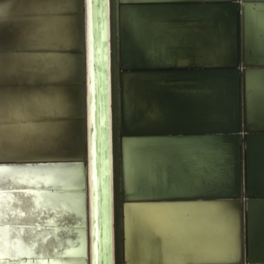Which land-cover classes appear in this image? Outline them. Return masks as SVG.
Returning a JSON list of instances; mask_svg holds the SVG:
<instances>
[{"label": "water", "instance_id": "95a60500", "mask_svg": "<svg viewBox=\"0 0 264 264\" xmlns=\"http://www.w3.org/2000/svg\"><path fill=\"white\" fill-rule=\"evenodd\" d=\"M90 2L98 5L95 12L100 14L95 46L99 68L94 96L90 71L93 34L90 26V13L93 11L89 7ZM155 6L225 8V12L232 15L231 61L241 62V72L230 70L231 67L193 66L194 57L189 55L190 46L184 40L162 39L161 35L154 34H151L149 43L143 42L140 37V46L145 43V53L152 58H138L135 53L138 51L133 52L132 40L129 37L128 41L125 39L123 12L129 8ZM252 8L257 15L264 14V0H239L237 4L234 0L119 2L117 62L120 72L133 73V82L136 85L152 83L154 86L151 95L154 104L147 106L145 97L137 101L136 98L128 97V114L124 98L120 101L118 116L115 112L111 15L113 140L117 127L120 128L121 137L164 139L169 136L180 140L175 145L160 142L158 146L149 144L140 148L163 149L165 161H161L164 157L160 159L155 156L152 161L154 178L147 185L143 183L145 186L138 188V200H126L120 204V264H241V229L246 255L244 261L249 263L251 245L256 259L264 260L261 230L254 219L257 212L251 204L255 199L264 198V187L257 184L254 169L249 170L247 148L243 147L242 136L238 139H222L220 134L206 131L205 126L208 123L205 115L210 112L209 114L216 115L218 122L223 123L224 130L233 133L229 121V100L232 95L228 76L243 77L247 64L252 67L264 66V50L258 48L251 34ZM174 21L182 22L183 18ZM193 21L198 22L199 18ZM106 28V0H0V32L2 39H5L4 43L0 42V56H22L37 60L31 68L28 67L29 64L25 68L20 66L17 69L18 74L1 77L0 90L4 88L3 90L25 92L34 88L38 92L42 90L50 93L57 104L50 107L53 110L51 113L11 119L9 122L54 124L62 128L60 134L53 133L50 137L51 143L39 151L0 156V170L13 172L17 180H6L0 185V190L12 194L13 198L19 195L31 201L28 213L30 221L25 222V211L21 210L19 214L22 218L17 221L8 220L6 226L11 223L20 225L21 228L29 225L34 229V234L38 235L37 241L27 246L22 240L15 238L17 247L12 260L17 264H34V261L36 264L49 261L54 264H112ZM261 36L264 37L263 34ZM187 56L190 66L181 67L174 62L176 57ZM243 84L245 82L242 78L240 100H243ZM119 90L122 93V88ZM132 104L133 108L130 107ZM243 107L245 112V106L242 105L241 123L244 124V130L246 131L248 125L253 126L254 133H261L259 137L264 142V111L256 119L247 121L245 114L243 115ZM246 136L247 133L244 135L245 141ZM200 138L220 139L223 146L214 142L202 146L188 143ZM253 147L250 148L252 160L261 159L264 156L261 149ZM239 174L241 185L236 179ZM249 188L254 190L255 197H248ZM237 192L247 196L246 202L231 196ZM219 201L234 202V260H193L189 259L188 254V259L182 262L177 263L170 259L165 261L162 259L161 238L153 232V247L150 248L153 252L150 256L139 252L137 243L132 245L133 249H127L128 205L203 204ZM114 208V249L117 258L116 199ZM0 258L5 259L8 256ZM25 258L30 259L29 263H25Z\"/></svg>", "mask_w": 264, "mask_h": 264}, {"label": "bare ground", "instance_id": "6f19581e", "mask_svg": "<svg viewBox=\"0 0 264 264\" xmlns=\"http://www.w3.org/2000/svg\"><path fill=\"white\" fill-rule=\"evenodd\" d=\"M126 0H106V43H107V94H108V178L110 192V217H111V238H112V264H120L121 259V241H120V204L124 201L138 200L137 191L142 185H147L154 178L152 169L153 158L162 157L165 161L163 149H144L141 147L149 144L157 145L162 142L165 145H175L180 140L166 136L164 139H139L121 137L120 128H115V137L113 140L112 110H111V15L113 19V77L115 87V112L119 113L120 101L126 98L125 106L129 114V100L132 97L137 101L142 97L146 98V105L151 107L153 101L151 89L152 83L135 84L133 79L135 75L129 72H120L118 66V13L119 2ZM239 0H234L238 3ZM223 7H150V8H129L123 12V22L125 39L132 40L133 52L138 58H152L145 53L146 45L151 39V34L161 35L162 39L184 40L190 48L189 55L193 56V66H223L231 67L230 70L241 72V62H232L233 49L231 45L232 15L225 12ZM207 11V12H206ZM152 13V14H150ZM183 18L182 22H176L174 19ZM199 18V21H193ZM251 34L255 39L258 48L264 50V14L257 15L255 11H250ZM165 21H161L164 20ZM167 19H172L168 21ZM219 23V27H217ZM128 25V26H127ZM139 37V38H138ZM142 37L143 43L140 46ZM5 42L0 32V42ZM128 41V40H127ZM128 44V43H127ZM141 51V52H139ZM160 56V55H158ZM162 58V56L160 57ZM37 60H29L20 56H0V78L4 76H14L18 74L20 66L25 68L29 64L31 68ZM174 62L177 66H190L189 58L176 57ZM213 63V64H212ZM37 72V71H36ZM18 76V75H17ZM142 77V76H141ZM175 77V76H169ZM243 78L244 92L241 98V80ZM230 82V114L229 121L232 125L233 133L223 129L221 122L216 120L215 114H206L208 123L205 124L206 131L220 134L222 139L235 137L240 138L243 147L247 148V159L249 170L254 169L257 184L264 187V156L261 159H253L250 155V148L258 147L264 155V142L259 137L261 133H254V127L248 125L246 131L244 124L241 123V106L246 120L251 121L264 111V66L252 67L246 65L243 70V77L240 75L228 76ZM122 88V93H120ZM4 89V88H3ZM0 90V156H6L15 153L36 152L51 143L50 137L53 133L60 134L62 128L54 124H22L10 123L11 119L25 118L34 115H43L53 112L50 107L57 106L56 101L50 93H44L42 90L34 88L25 92L19 90L8 91ZM6 89V88H5ZM124 90V91H123ZM42 91V92H41ZM147 95V96H146ZM142 100V99H141ZM39 101V102H38ZM134 101V100H133ZM133 108L132 106H130ZM217 105L215 106L216 113ZM54 109V108H53ZM121 109V108H120ZM214 111V110H212ZM244 116V117H245ZM119 118L117 123H119ZM118 126V125H117ZM124 132V131H123ZM247 133L246 141L244 135ZM123 134V133H122ZM125 135V134H124ZM264 141V140H263ZM210 142L221 144L220 139L213 140L200 138L193 140L191 145L202 146L210 145ZM213 144V145H215ZM114 146H115V166H114ZM253 147V148H254ZM164 155H166L164 153ZM167 157V156H166ZM164 159V160H163ZM238 166V164H237ZM0 185L6 180L9 182L15 180L13 172H2L0 170ZM56 177L64 178L56 175ZM237 181L241 185V174L237 175ZM144 183V184H143ZM144 185V186H145ZM5 190H0V256L7 255L8 258L1 259L0 264H17L13 261L15 256V238L22 240L25 246L33 244L38 238L34 234V229L27 225L21 228L17 224L11 223L6 226V221H17L22 218L19 211H25V222L30 221L28 213L31 201L28 198L14 196ZM124 192V193H123ZM45 195V194H44ZM241 201H245L244 194H232ZM252 188L248 189V197H255ZM116 197V198H115ZM116 199L117 225H116V248L117 258H115L114 236V204ZM246 202V201H245ZM244 205L246 206V203ZM252 208L257 212L254 219L258 222L261 230V248L264 252V198L252 201ZM14 213V214H13ZM27 213V214H26ZM235 208L234 202H209V203H183L179 205L164 204H139L133 203L126 207V238L127 249H133L132 245L137 243V250L145 256H150L152 248V232L161 238V249L163 260H173L182 262L187 260V255L193 260L214 259V260H234L236 255L235 230H234ZM251 222V221H250ZM7 233V235H5ZM135 241V242H134ZM252 245L250 247L249 263L246 259L244 250V236L242 229L240 233V258L241 264H264L252 254ZM30 259L25 258V263ZM34 264L37 262L34 261ZM54 264L53 262H45Z\"/></svg>", "mask_w": 264, "mask_h": 264}, {"label": "snow or ice", "instance_id": "6c2138e0", "mask_svg": "<svg viewBox=\"0 0 264 264\" xmlns=\"http://www.w3.org/2000/svg\"><path fill=\"white\" fill-rule=\"evenodd\" d=\"M90 9L93 11L90 13V26L92 29V54L90 57L91 60V65H90V71H91V76H92V81H93V86H92V92L93 96L95 95V80H96V75L98 71V64L96 61V55H95V46H96V29L99 27L98 20L100 18V14L95 12V9L98 7V5H93L91 2L89 4ZM39 102V101H38Z\"/></svg>", "mask_w": 264, "mask_h": 264}]
</instances>
